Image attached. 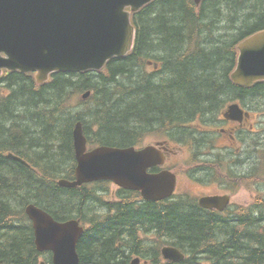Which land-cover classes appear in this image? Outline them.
<instances>
[{"label":"trees","instance_id":"trees-1","mask_svg":"<svg viewBox=\"0 0 264 264\" xmlns=\"http://www.w3.org/2000/svg\"><path fill=\"white\" fill-rule=\"evenodd\" d=\"M134 22L136 47L102 71H59L42 84L20 71L0 78V264H52L36 247L25 212L30 202L58 220L87 225L80 264H130L134 256L149 264H264V197L231 225L191 199L137 201L136 193H126L118 201L106 189L108 198L100 201L87 185H58V178L74 177L78 121L92 144L130 146L142 143L152 126L189 137L176 127L218 113L225 99L243 91L251 105H264V81L245 89L230 78L238 43L264 29V0H154ZM150 60L161 69L149 72ZM87 90L90 98L78 100ZM166 244L185 259L165 261Z\"/></svg>","mask_w":264,"mask_h":264},{"label":"water","instance_id":"water-1","mask_svg":"<svg viewBox=\"0 0 264 264\" xmlns=\"http://www.w3.org/2000/svg\"><path fill=\"white\" fill-rule=\"evenodd\" d=\"M152 0H0V76L3 69L35 72L38 83L49 81L57 71L101 70L114 58L126 55L134 45L132 12ZM200 2V0H196ZM239 55L232 80L251 86L264 80V29L238 44ZM89 92L83 98L89 96ZM229 116L241 118L238 105L229 108ZM77 159L75 178H61L63 187L108 179L118 185L141 191L146 199L161 200L172 195L176 177L166 170L150 174L148 169L164 162V154L154 145L141 149L100 145L87 149L83 123L73 132ZM11 157L26 163L18 156ZM215 198H203L201 204L212 207ZM33 221L35 243L39 251H52L53 264H80L77 250L84 234L78 220L58 221L47 211L28 205ZM167 260L182 261L184 254L174 246H164ZM139 259L134 260L137 264Z\"/></svg>","mask_w":264,"mask_h":264},{"label":"flooded vegetation","instance_id":"flooded-vegetation-1","mask_svg":"<svg viewBox=\"0 0 264 264\" xmlns=\"http://www.w3.org/2000/svg\"><path fill=\"white\" fill-rule=\"evenodd\" d=\"M243 88L247 89L248 87ZM224 101L226 102H222L218 113L205 118L198 115L195 119L187 121L180 127H176L180 132L187 131L190 133L189 143L183 144V146L188 147L187 156L189 157V163L187 166H183L187 169L181 167V170L175 171L169 166V160L176 153L174 148L168 143V140L171 142L176 141L174 140L176 138L171 136L174 129L171 126L150 127L152 136L155 135L156 130L160 131L163 128L165 141H160L163 142L160 147L164 149L167 156L163 165L154 166L150 168V171L158 173L162 169L167 168L176 173L175 197H188L199 202V199L203 196H229L228 201L225 198L218 203L219 207L221 205L224 206V210H219L218 208L207 209L201 205V207L198 206L205 213L209 212L219 215L222 221L237 225L242 217L243 219L248 217L251 208L255 207L262 198L261 196L259 198L255 196L254 202L249 201V204L245 206V204L238 205L234 202L233 194L239 190L236 181L250 182L252 169L264 165V159H262L264 129L256 130L255 125L251 123L253 118L264 119V105H251L248 91H243V93H239ZM233 103H238L245 110V113L250 114V116H244L240 120H236V118L229 116L230 114L225 115L229 106ZM227 133L231 144L219 146L220 136ZM157 142L159 141L154 144ZM218 148H221L222 151H218ZM190 184H197L203 188H214V190L213 192L206 191L202 193L195 190L191 192L189 191Z\"/></svg>","mask_w":264,"mask_h":264},{"label":"rangeland","instance_id":"rangeland-1","mask_svg":"<svg viewBox=\"0 0 264 264\" xmlns=\"http://www.w3.org/2000/svg\"><path fill=\"white\" fill-rule=\"evenodd\" d=\"M147 70L149 72H150V70L153 71V66L147 67ZM79 99H80V96H79L78 100ZM83 101H86V100H83ZM88 106H89L88 104L83 103L80 105V108L81 109H88ZM255 121L257 123L258 129L263 130L264 129V122H263L264 120H257L256 119ZM252 122L253 121H251V123ZM161 140L165 141V137L163 135L152 136V133H150V135H148L144 139V144H154L156 141H161ZM168 143L176 151V153L173 154L171 159L169 160V162H170L169 166L171 167V169H173L175 171L181 170V167L187 166L189 163V157L187 156L188 147L187 146H181V145L174 143V142H171L169 140H168ZM218 144H219V146L231 144L229 141L228 133L220 136V141ZM218 151H222L221 148H218ZM262 153H263L262 159H264V151H262ZM183 169H187V168L183 167ZM252 170H253V173L256 175L253 176V174L251 173L253 177L250 178V182L236 181L237 185H238L237 187L239 190H237L236 193L233 194V199H234V202H236L238 205L245 204V206H247L249 204V201H252V203L254 202L255 196H257V197H258V195L264 196V165L258 166V168L252 169ZM104 186L105 185H103V184H100V185L97 184V185H94L93 188L97 189L99 191H104L105 192V198L107 199L108 198V192ZM106 187H107V185H106ZM108 187L110 189V192L117 189V187L113 183L110 184ZM189 188H190L189 191H191V192H192V190L200 191L199 193L206 192V191L213 192V190H214V188H203V187L198 186L197 184H190ZM181 190H183V189H181ZM146 243H150V240H148Z\"/></svg>","mask_w":264,"mask_h":264},{"label":"bare ground","instance_id":"bare-ground-1","mask_svg":"<svg viewBox=\"0 0 264 264\" xmlns=\"http://www.w3.org/2000/svg\"><path fill=\"white\" fill-rule=\"evenodd\" d=\"M87 92H89L90 94H89V96H91V94H92V91L91 90H87L86 91V93ZM105 145H107V144H105ZM108 146H112V147H120V148H124L125 146H113V145H108ZM60 178H66V177H64V176H62V177H60ZM85 183H87V182H85ZM96 190V189H95ZM101 192V194H99ZM97 193H98V196L100 195V201H102V200H106V198H105V192L104 191H97ZM261 197H264V196H262L261 195ZM28 205H35V206H38L37 204H35V203H33V202H30V203H28L27 205H26V207L28 206ZM26 207H25V212H26ZM42 208V207H41ZM42 209H44V208H42ZM45 210V209H44ZM45 211H47V210H45ZM26 214H27V212H26ZM30 219V218H29ZM75 219H78V218H75ZM31 220V219H30ZM32 221V220H31ZM32 225H33V221H32ZM33 229H34V226H33ZM34 237H35V230H34ZM41 253H45V252H42V251H40ZM185 254V253H184ZM185 257H186V254H185ZM147 261V260H146ZM148 262V261H147ZM42 264H46L45 263V261H42ZM53 264V263H52Z\"/></svg>","mask_w":264,"mask_h":264}]
</instances>
